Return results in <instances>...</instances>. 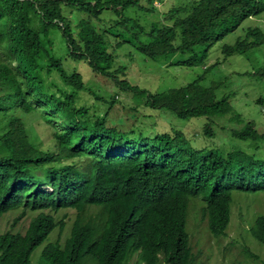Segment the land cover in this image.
Wrapping results in <instances>:
<instances>
[{"label": "trees", "instance_id": "obj_1", "mask_svg": "<svg viewBox=\"0 0 264 264\" xmlns=\"http://www.w3.org/2000/svg\"><path fill=\"white\" fill-rule=\"evenodd\" d=\"M154 1L0 0V220L19 212L15 230L31 218L23 229L0 235V264H32L36 249L57 230L59 239L50 240L37 264H129L135 257L139 264H199L201 252L195 255L191 244L192 212L198 210L204 224L198 232L206 227L208 235L220 239L231 225L235 197L264 194L261 157L242 150L228 155L196 150L176 130L148 136L149 131L120 129L109 125L107 113L90 114L80 104L79 93L87 87L79 72L66 69L67 60L114 79L154 113L208 121L204 132L210 137L216 119L232 112V96L217 95L221 84H203L219 64L208 67L209 53L244 21L264 14V1L175 6L162 14L164 22H152L148 29L138 17L156 13ZM243 33L222 46L225 59L264 45L259 26L244 27ZM125 45L145 59L170 61L180 55L174 65L207 69L186 86L152 93L122 81L118 75L125 67L112 71L114 53ZM57 81L73 91H53ZM94 99L103 102L96 94ZM26 116L57 122L54 151L31 139ZM234 133L239 142L264 141L254 124ZM69 160L80 165H65ZM69 209L78 216L63 244L65 221L56 215ZM99 219L102 223H94ZM246 234L264 246V214L252 217ZM244 253L259 260L247 248Z\"/></svg>", "mask_w": 264, "mask_h": 264}, {"label": "rangeland", "instance_id": "obj_2", "mask_svg": "<svg viewBox=\"0 0 264 264\" xmlns=\"http://www.w3.org/2000/svg\"><path fill=\"white\" fill-rule=\"evenodd\" d=\"M196 1L200 0H155L153 7L156 9V13L141 12L138 19L150 29L152 22H164L166 17H163L162 14L168 13L170 9ZM143 5L147 9H151L148 2H144ZM167 23L171 24L170 22ZM249 26H259L264 32V14L244 21L235 33L228 35L209 53L208 67L219 64L216 65L213 72L206 75L203 84L207 87L213 83L221 84V88L217 90V95L220 98L231 95L229 103L233 108L226 117L216 119L213 126L214 137H210L204 132V126L208 122L206 120L181 121L167 111L154 113L145 107V100L138 105L133 93L122 91L114 79L95 73L88 64L67 60L65 66L69 72L76 71L83 76L87 91L79 93L80 104L88 106L90 114H94L95 111L99 114L107 113L110 126H116L120 129L134 128L149 131L148 136L173 130L181 131L196 150H222L225 155L236 150H242L254 155V157L264 159V141L243 143L234 136V131H239L249 123L254 124L259 134L264 135V45L245 55L232 56L226 59L221 49L225 44H233L238 37L244 34V27ZM114 58L116 62L112 71H117L121 67L126 68L123 73L118 75L122 81L152 93L166 92L186 86L203 77L205 69H207L206 67L189 68L174 65L177 60L181 61L180 55L173 57L170 61L145 59L130 45H125L120 51L114 53ZM56 83L57 86L53 87V91L56 88H63L68 92L73 91L72 88L66 87L60 81ZM95 94L102 97L103 102L96 101L94 99ZM114 99L117 103L111 108L107 103ZM25 120L31 139L36 142V145L43 150L51 149L53 128H57V122L45 123L38 118L37 122L35 116H26ZM74 164L80 165L76 160L65 162V165ZM232 210V222L227 236L220 239H214L208 235L206 227L205 231L198 232V226L204 227V224L200 223L198 210L192 212L190 232L194 235L191 238V244L195 255L201 252L200 258L197 260L199 264H264V246L256 242L253 237L249 240V236L246 234L252 217L255 214H264V194L251 197L236 196ZM19 214V212H13L1 218L0 235L9 230H14L12 225ZM65 215H67L65 231L61 236L63 244L70 237L75 212L61 211L58 219ZM30 220L31 218H27L17 228L23 229L29 225ZM58 239L59 230L55 231L43 246L36 249L32 256V264L39 262L41 253L50 240L55 242ZM246 248L259 256V260L248 258L244 253ZM260 257L263 261H260ZM136 262L137 259L134 258L130 264H136Z\"/></svg>", "mask_w": 264, "mask_h": 264}, {"label": "clouds", "instance_id": "obj_3", "mask_svg": "<svg viewBox=\"0 0 264 264\" xmlns=\"http://www.w3.org/2000/svg\"><path fill=\"white\" fill-rule=\"evenodd\" d=\"M52 140H53V144H52V148L50 149V150H52V151H54L55 150V147H54V145H55V142H54V132H53V134H52ZM69 161H71V160H69ZM65 162H67V161H65ZM65 164V163H64ZM45 188V187H44ZM64 211V210H63ZM68 211H73V212H75L74 210H72V209H69ZM87 213V217H89V215L91 214V218L95 215V213H96V211H95V207H91V209H90V214L88 213V212H86ZM58 215H59V213L56 215V218H57V220L58 221H65V219L67 218V215H65L63 218H61V219H58ZM77 216H78V214L75 212V218H74V221H73V224L76 222V219H77ZM102 221H103V219H99V220H97V221H95L94 223H102ZM73 224H72V226H73ZM51 238V237H50ZM136 258V257H135ZM134 259V258H133ZM132 259V260H133ZM260 261H263L262 260V258L260 257ZM264 262V261H263ZM130 264V263H129ZM136 264H139L138 263V261L136 262ZM242 264H244V263H242Z\"/></svg>", "mask_w": 264, "mask_h": 264}]
</instances>
